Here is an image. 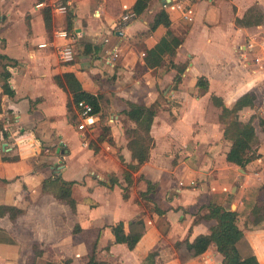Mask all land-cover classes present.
<instances>
[{"label":"crops","instance_id":"1","mask_svg":"<svg viewBox=\"0 0 264 264\" xmlns=\"http://www.w3.org/2000/svg\"><path fill=\"white\" fill-rule=\"evenodd\" d=\"M163 1V8H179L182 15L169 10V25L148 29L160 8L156 3L148 1L136 13L134 0H62L74 32L64 39L55 29L66 28L65 11L51 8L54 0H0V264H86L90 256L108 264H224L214 242L185 258L174 243L208 232L216 222L203 216L209 202L227 207L229 197L230 206L237 204V224L264 264V212L257 220L250 211L255 226L240 224L244 188L231 181L252 176L226 158L231 141L224 136L221 107L212 99L214 94L230 105L251 93L252 104L239 110L257 107L264 118V0ZM44 5L50 6L49 27ZM251 10L261 19L254 22ZM123 12L131 13L128 19L121 20ZM57 13L65 22L54 27ZM244 15L253 21L238 22ZM167 30L179 43L149 65L147 49ZM65 40L73 58L63 62L56 45ZM65 70L100 95L101 112L109 110L106 136L98 139L102 128L92 136L97 146L82 140L99 121L84 129L70 121V93L53 77ZM3 71L12 93L2 90ZM199 76L206 87L196 83ZM172 79L177 88L170 96L178 97V105L170 97L157 104L149 128L152 143L133 156L125 122H135L124 110L132 103L156 104L158 87ZM162 111L164 121H156ZM252 123L262 153L264 128L258 131ZM128 163L134 164L130 170ZM56 176L73 181V207L43 189V179ZM130 220L143 229L116 241L110 226L122 221L127 232Z\"/></svg>","mask_w":264,"mask_h":264},{"label":"trees","instance_id":"2","mask_svg":"<svg viewBox=\"0 0 264 264\" xmlns=\"http://www.w3.org/2000/svg\"><path fill=\"white\" fill-rule=\"evenodd\" d=\"M149 0H134L132 9L134 12L139 13L144 9ZM244 15L241 18H237L238 22H252L253 20L246 18ZM43 19L46 27L50 26V6L44 5L43 7ZM261 19V13L255 17L254 22ZM66 29L69 30L72 27V13L68 10L65 14ZM169 25L170 17L165 8L160 7L153 15L152 20L149 22L148 29H153L158 24ZM170 31L167 30L165 34L161 35L156 43L147 49L148 57L146 62L149 65L157 64L160 62L162 52L167 51L172 53L174 46L179 43V38L175 35H169ZM0 56H3L0 54ZM4 80L2 81V90L6 93H12L13 89L10 87L7 76L8 72L3 71ZM55 81L65 90L70 93V97L67 100V110L71 111L73 105L77 100L83 98L92 104V110L100 112V119H103V114L100 111V95L98 93H92L84 88L80 83V80L76 77L73 71L65 70L61 73H55L53 75ZM196 83L206 87V81L199 76ZM212 99L215 104L220 105L221 110L219 118L224 125V136L230 139L231 145L226 152V158L236 162L238 165L244 167L249 161L259 156V152L256 148V131L250 118L244 120L238 115V111L244 105H251L253 102V95L251 93L240 94L233 103L226 105L222 99L216 95H212ZM157 111V104L150 103H132L128 108L124 110L125 114L135 122L130 129H127L130 134L128 139V147L130 148L132 155L139 157L141 152L147 151L152 143V137L149 133L150 124L153 116ZM261 122V121H260ZM264 125V121H262ZM2 122L0 120V128ZM264 128V127H263ZM108 127L103 125V131L98 135V139H103ZM128 167H133L134 164L128 163ZM126 174H127V170ZM127 176V175H126ZM72 180H64L57 177H48L43 179V189H47L52 192L56 197L65 200L70 206H74L75 200L71 195ZM150 185H148L149 187ZM6 209L10 206H3ZM15 209L19 210L15 207ZM157 209V208H156ZM161 212V209H158ZM205 217H214L216 222L210 226L208 232L198 233L192 240H176L174 245L176 248H181L179 251L180 258L186 256L196 255L202 252L210 242L216 244L217 249L223 254L224 264H260L258 261L253 247L242 228L237 224V209H230L224 207V205L216 202H209L208 211L203 213ZM129 230L126 232L123 228L122 221H119L110 226L111 231L116 241H126L130 239L135 233L140 232L143 226L136 220L129 221ZM138 228V229H136ZM86 264H108L104 260L96 261L92 256L89 257Z\"/></svg>","mask_w":264,"mask_h":264},{"label":"rangeland","instance_id":"3","mask_svg":"<svg viewBox=\"0 0 264 264\" xmlns=\"http://www.w3.org/2000/svg\"><path fill=\"white\" fill-rule=\"evenodd\" d=\"M149 1H150V4L156 3V8L158 6L159 7H162V5H161L162 0H149ZM189 1H192V0H189ZM61 2H62V0H54V3L51 4V8L54 5H57V4L61 3ZM187 7H188V3L184 6L183 9L185 10V8H187ZM165 8H166L167 12L169 10H174V13H175L174 16H176V17L182 15L179 8H175V9L167 8V7H165ZM67 9L68 8L66 7V10H65L64 15L68 11ZM250 12L254 13V17H256L258 15V13H259L258 10H251ZM57 15H58V20L59 21L55 20L56 22L53 23V26L54 27H57L59 25H62L65 22V21L63 22V19H62L63 17L62 16L60 17V14L59 13H57ZM251 15H253V14H251ZM180 21L183 23L182 20H180ZM61 27H64V26H61ZM185 27L186 26L184 25V28ZM73 33H74L73 32V29H69L68 30V34L70 36H72ZM63 62H65V61H63ZM168 64H169V61L166 60L164 62V66L167 67ZM156 73H157V70H156ZM169 81L170 80H167V82L163 83L162 84L163 86H160L161 88L158 87V89H157V91H158L157 97L158 98L156 99V104H159L160 105L161 102H164V99L166 97H170V99L172 101V104L175 107L176 105H178V101H177L178 97L177 96H170V94H171L170 91H171V88L172 87H175V88H177V87H176V84H172L173 83V79H172V81H170V82ZM168 82H169V84H167ZM188 83H190V82L188 81ZM157 84H158V82L156 81V85ZM108 111L109 110H104V111L102 110V114L104 115L103 116V119L98 120L99 123L98 124H95V126L93 128L90 127V128H87L85 130V136H84L85 138L84 139L87 140V144L89 146H94V145L97 146L98 141H96L92 136L94 134H96L99 131L100 128L103 129V125H105V122L104 121H106L105 120V114H107ZM164 114L166 115L167 112L164 111ZM164 114H163V111L162 112H159L157 114L156 121H164L163 120ZM171 114H172V112H171ZM238 115H239V117L244 118V120L250 118L251 121H255L256 129L258 131L261 128L264 127V125L262 123V121H264V118L260 115L259 108H257V107H254L252 111H248V108L241 109V110H239ZM68 116L70 118V121H72V124L75 123V122L77 123L78 120H79L78 115L76 117V114L74 112V107H72V110L68 112ZM123 119H124L123 121H127L125 117ZM125 125H126V128L129 130L130 127H131V126H129L130 124H128L127 122H125ZM128 135H130V134H128ZM105 136H106V133H105ZM128 137H130V136H128ZM256 142H257L256 143V148H258V146H259L258 145V143H259L258 137L256 139ZM49 148H50V152L49 153L50 154L54 153L53 145L50 144L49 145ZM262 153L264 154V146L262 147ZM262 153H259V154H262ZM262 161H264V158L263 157H260L259 158L257 156V157H255L253 159V161H251V163H247L244 167L241 166L243 168V169H240L239 170L241 172V174L244 173L247 170L250 173V175L252 176L249 180H247V182H243L242 181L243 180L242 178L241 179H233L231 181V184L232 185H241V183H242V186L244 188L242 190L241 195H240V200H242V205L240 207V210H238L240 212V216H241L240 224L242 225V227H246L245 224L250 225V226H255L254 225L255 223L252 221V219L255 218V216H253V218L251 217L250 220L248 218V217H250V211L251 210L253 211V214L255 213L256 218H258L257 220H260V214H262V212H264V184H263V181H264V173H263V175L261 177H259L258 173L256 172L263 165ZM126 169L127 170H130L131 167H128ZM235 190H236V188H233L232 187L231 188V191H230V195H232V193H234ZM229 201H232V198L231 197H229V199L227 201V205H226L227 207L226 208L235 209L237 207L236 206L237 204H234L233 207H232L228 203ZM248 201L250 202L249 205L253 204V207L245 205V204H248ZM256 224H258V221H256ZM214 245H215V249H217L216 244H214ZM219 253L221 255V260L223 262V254L220 251H219ZM211 256H212V254L209 253L207 255V258L210 259ZM42 264H44V263L42 262Z\"/></svg>","mask_w":264,"mask_h":264},{"label":"built area","instance_id":"4","mask_svg":"<svg viewBox=\"0 0 264 264\" xmlns=\"http://www.w3.org/2000/svg\"><path fill=\"white\" fill-rule=\"evenodd\" d=\"M166 1H163V4H165ZM56 10L64 12L66 9L65 4H57L54 6ZM131 13L129 12H123L120 16L121 20H126L129 18ZM55 33L64 39L68 36V31L64 27H60L55 29ZM45 42H42L40 45H44ZM56 53L57 57L61 61H68L73 58V50L71 47V43L69 40L62 41L61 43L56 45ZM77 108V115L79 116V120L76 123V127L78 129H84L90 124L94 123L95 121L99 120V112L92 110V104L88 102L87 100L81 98L77 100L75 103ZM83 143H86V139L82 140Z\"/></svg>","mask_w":264,"mask_h":264},{"label":"water","instance_id":"5","mask_svg":"<svg viewBox=\"0 0 264 264\" xmlns=\"http://www.w3.org/2000/svg\"><path fill=\"white\" fill-rule=\"evenodd\" d=\"M164 1H166V0H164ZM235 186H233V188H234ZM233 205H234V203H231V206L233 207Z\"/></svg>","mask_w":264,"mask_h":264}]
</instances>
